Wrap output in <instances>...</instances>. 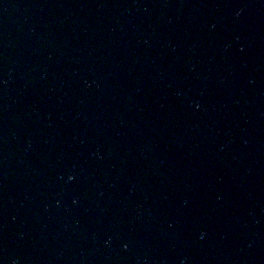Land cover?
<instances>
[{"label": "water", "instance_id": "water-1", "mask_svg": "<svg viewBox=\"0 0 264 264\" xmlns=\"http://www.w3.org/2000/svg\"><path fill=\"white\" fill-rule=\"evenodd\" d=\"M0 264H264V0H0Z\"/></svg>", "mask_w": 264, "mask_h": 264}]
</instances>
